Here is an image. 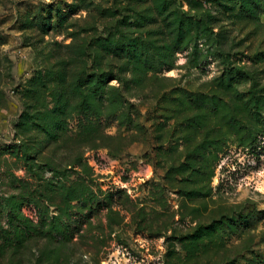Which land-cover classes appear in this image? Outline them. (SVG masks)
I'll list each match as a JSON object with an SVG mask.
<instances>
[{
    "label": "rangeland",
    "instance_id": "374dc122",
    "mask_svg": "<svg viewBox=\"0 0 264 264\" xmlns=\"http://www.w3.org/2000/svg\"><path fill=\"white\" fill-rule=\"evenodd\" d=\"M0 264H264V0H0Z\"/></svg>",
    "mask_w": 264,
    "mask_h": 264
}]
</instances>
